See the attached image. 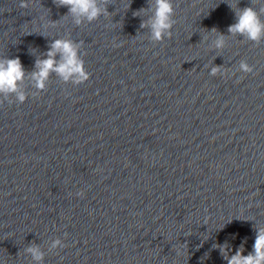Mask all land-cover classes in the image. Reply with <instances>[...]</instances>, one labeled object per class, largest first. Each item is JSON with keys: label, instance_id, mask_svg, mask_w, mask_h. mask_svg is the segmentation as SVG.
<instances>
[{"label": "water", "instance_id": "95a60500", "mask_svg": "<svg viewBox=\"0 0 264 264\" xmlns=\"http://www.w3.org/2000/svg\"><path fill=\"white\" fill-rule=\"evenodd\" d=\"M19 3L0 0V57L30 73L51 40L71 38L91 75L74 85L53 73L36 96L26 77L25 102L0 103V264H35L32 243L43 264H227L220 245L252 251L264 226V40L227 28L229 4L255 0H173L172 37L155 44L140 28L151 13L133 15L149 0H107L108 16L79 26L53 0ZM217 65L227 74L211 76ZM57 237L66 247L49 251Z\"/></svg>", "mask_w": 264, "mask_h": 264}, {"label": "clouds", "instance_id": "9594fccd", "mask_svg": "<svg viewBox=\"0 0 264 264\" xmlns=\"http://www.w3.org/2000/svg\"><path fill=\"white\" fill-rule=\"evenodd\" d=\"M30 0H20V8H28ZM57 6L67 8L65 16H70L72 22L79 26L85 22L91 23L98 20L102 15L108 16L107 0H53ZM258 5V6H257ZM130 5H127L129 7ZM234 11L235 22L227 28V36H240L246 41L260 43L264 40V3L255 0L250 6L237 7L229 4ZM142 12H150L146 19H142L140 23L141 29H148V39L155 43L162 42L164 39L172 37V28L175 24V8L173 0H149L147 8H141L133 13L134 16H140ZM47 24H43V29L47 30ZM52 26H55L54 24ZM39 31V30H36ZM210 35H214L212 47L216 50H223L226 47V35L217 32L216 28L208 30ZM208 36H205L206 40ZM117 47L119 45H116ZM82 47L81 42L72 40L71 38H55L51 40L49 47L42 56H38L35 60L34 70L27 72L17 56L9 58L7 56L0 57V103L8 100L12 103L11 97L14 96L15 101L19 103L25 102L28 93L25 91V79L27 77L31 86L37 91L32 95L36 96L40 91L45 90L48 81L54 73L62 82H71L78 85L86 82L90 78V73L85 68V62L80 53ZM58 57V58H57ZM239 70L250 73L253 67L245 60L239 62ZM209 74L216 76L217 74L226 75L227 70L222 71V66H212ZM83 195V192L77 193ZM226 244V243H225ZM225 244L220 245L219 252L227 264H264V226L255 228V240L252 245V251L244 255V248L241 246L230 254V249L225 250ZM66 247L64 242L59 238H55L48 246V250L52 251L57 248ZM24 254L31 257V261L35 264H43L45 252L38 243L29 244L24 249Z\"/></svg>", "mask_w": 264, "mask_h": 264}]
</instances>
